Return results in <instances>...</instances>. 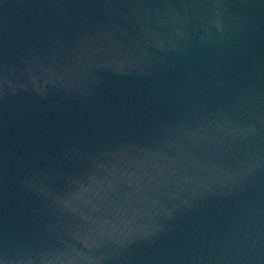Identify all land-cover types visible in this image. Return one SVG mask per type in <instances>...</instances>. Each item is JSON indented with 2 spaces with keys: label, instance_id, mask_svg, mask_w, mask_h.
<instances>
[{
  "label": "water",
  "instance_id": "95a60500",
  "mask_svg": "<svg viewBox=\"0 0 264 264\" xmlns=\"http://www.w3.org/2000/svg\"><path fill=\"white\" fill-rule=\"evenodd\" d=\"M0 264H264V0H0Z\"/></svg>",
  "mask_w": 264,
  "mask_h": 264
}]
</instances>
